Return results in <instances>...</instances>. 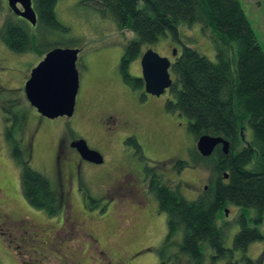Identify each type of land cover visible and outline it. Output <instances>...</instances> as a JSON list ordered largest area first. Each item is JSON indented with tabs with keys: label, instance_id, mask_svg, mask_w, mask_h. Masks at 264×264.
<instances>
[{
	"label": "rangeland",
	"instance_id": "obj_1",
	"mask_svg": "<svg viewBox=\"0 0 264 264\" xmlns=\"http://www.w3.org/2000/svg\"><path fill=\"white\" fill-rule=\"evenodd\" d=\"M4 1L6 8L0 12V26L10 13L8 1ZM240 2L264 51V0ZM56 14L70 31L63 36L50 33L48 42H65L59 47L80 49L77 61L80 90L71 118L51 120L41 116L25 93L32 70L58 46L44 49L42 53L17 54L0 42V262L160 264L158 249L168 234L167 214L160 212L154 195L145 193L138 175L153 171L164 174V183L179 189L188 200H195L208 187L211 172L191 163L181 171L173 169L172 162L169 165L168 162L158 163L175 159L190 161V151L197 141L189 133V121L185 117L175 118L178 126L175 130L171 120L162 127L157 120L159 115L134 113V104L141 100L140 90L126 84L119 69L125 47L134 38L133 33L119 30L114 20L82 0H60ZM179 32L178 39L168 32L157 43L144 45L140 56L130 66V74L142 77L141 59L150 48L173 62L174 51L180 55L184 46H190L216 61L213 43L200 24L181 26ZM40 37L38 35V41ZM5 110H13L18 119H22L15 137L27 153L31 150V166L46 175L56 191L64 195L62 210L56 216L33 208L24 197L21 169L12 156L7 138V128H12L14 121H6ZM120 111H131L142 119L143 138L138 137L142 147L140 153L133 144H127L130 135L111 144L113 140L103 139L97 129L106 115ZM160 127L165 129L167 137L158 143L148 141L149 131ZM245 128L246 140H252L251 127L247 124ZM79 138L104 156L106 165L82 163L77 176L73 164L63 161L62 168L71 177L62 181L58 174L59 148L62 145L65 159L76 158L70 147L72 141ZM115 174L123 180H119V187L111 185ZM226 210L228 213L218 220V225L227 226L224 243L232 248L240 230L241 209L229 204ZM248 212L250 218L256 217L255 209L250 208ZM260 231L264 237V223ZM174 241L180 243V237ZM201 246L206 264H231L229 259L214 260L207 242ZM233 252L234 263L248 264V259L254 262L261 259L258 264H264V238L246 250Z\"/></svg>",
	"mask_w": 264,
	"mask_h": 264
},
{
	"label": "trees",
	"instance_id": "obj_2",
	"mask_svg": "<svg viewBox=\"0 0 264 264\" xmlns=\"http://www.w3.org/2000/svg\"><path fill=\"white\" fill-rule=\"evenodd\" d=\"M59 1L33 0L36 26L17 16L8 5L10 13L0 26V42L17 54L42 53L51 46H63L65 42H48L50 33L63 36L70 31L57 18ZM82 2L114 20L119 30L133 33L119 69L124 82L134 90L142 89L143 79L131 75L130 66L144 45L157 43L168 32L178 39L181 26L195 24H200L212 41L216 61L194 47L184 46L172 62L174 83L167 110L188 119L189 133L196 141L203 136L228 141L229 153L218 146L210 157H203L195 147L190 151L189 162L176 160L180 171L191 163L211 172L208 187L195 200H188L163 179L154 180L150 190L160 212L167 214L168 234L158 249L160 264H206L201 246L205 242L212 249L214 260L229 259L231 264H238L233 261V251L246 250L264 238L260 231L264 223V51L240 0ZM4 8L5 1L0 0V12ZM1 92L0 88V97ZM12 111L5 110L6 121H14V126L7 128V138L21 169L24 197L33 208L56 216L62 210L64 195L56 191L46 175L31 166V150L27 153L15 137L22 119ZM247 124L252 129V140L245 138ZM127 142L138 147L135 139ZM229 204L241 209L240 230L232 248L224 243L227 226L218 225ZM250 208L256 210L255 218L249 217ZM177 237L180 243H173ZM247 261L261 263V259Z\"/></svg>",
	"mask_w": 264,
	"mask_h": 264
},
{
	"label": "water",
	"instance_id": "obj_3",
	"mask_svg": "<svg viewBox=\"0 0 264 264\" xmlns=\"http://www.w3.org/2000/svg\"><path fill=\"white\" fill-rule=\"evenodd\" d=\"M9 8L27 23L37 25V14L33 0H7ZM80 49L57 47L50 50L44 59L32 70L26 82V97L40 115L54 120L60 117L71 118L76 109L80 90V76L77 61ZM177 51H174V56ZM142 79L148 94L160 97L174 83L172 62L153 49H148L141 59ZM83 160L93 164H103V156L92 150L84 139L71 145ZM221 146L225 154L229 153V142L221 137L203 136L197 141V150L203 157H210ZM228 176L226 175V178ZM228 211L226 210V214Z\"/></svg>",
	"mask_w": 264,
	"mask_h": 264
},
{
	"label": "flooded vegetation",
	"instance_id": "obj_4",
	"mask_svg": "<svg viewBox=\"0 0 264 264\" xmlns=\"http://www.w3.org/2000/svg\"><path fill=\"white\" fill-rule=\"evenodd\" d=\"M169 91L170 89H168L165 94L161 95L160 97H156L153 96L151 94H148L146 92L145 89V83L143 81V87L140 90V102L139 103H135L134 107H133V111L135 114H137V112H141L144 113L145 116H150V115H159V118L157 119L159 121V123L161 124V126H167V120H171L173 121V128L176 130L178 128L177 124L175 123V118L179 117V114L177 113H171L167 110V103L171 100V96L169 95ZM134 113H132L131 111L124 112V111H120V112H115L114 114H108L105 116V118L102 121V125H99V127H97V129L99 130L100 135H103V139L109 138L112 139L113 141L111 142V144H114V142H117L119 140V138H121L122 136H126V135H130L129 139H135V141H137L138 147L134 146L135 149L137 150V153L142 151V147L139 143L138 137H142L141 131H142V127L143 124L141 122V118H139L137 115H134ZM173 116L172 117H170ZM167 133L165 132V129L163 128H156V129H151L149 131V133L147 134V139L150 142L153 143H158L160 141L161 138H166L167 137ZM82 138L79 139H74L72 142H75L77 140H80ZM85 140V139H84ZM117 140V141H116ZM86 141V140H85ZM88 144V143H87ZM128 144V142H127ZM64 146V144H63ZM70 149H72L73 155H75L76 158L71 157V159L67 158L65 159L63 157V148L62 145L59 148V155H58V163H59V176L61 178L62 181H64V179H66V181H68L70 179L71 176H69L68 174H66L67 172H65L62 168L61 162L63 161H68L69 163H72L76 172V175L79 176V171H80V167L82 165V163H86L89 165H95L92 163H89L85 160L82 159V157L80 156L79 152L73 148L70 147ZM104 158V162L103 164H101L102 166H105V157ZM167 160V159H165ZM180 159H177V161ZM185 161V160H183ZM68 162H66V167L69 168L67 165L69 164ZM162 162H168V165L172 162L171 166L173 169H177L176 167V159L175 161H159L158 163H162ZM170 162V163H169ZM189 162V161H187ZM157 163V164H158ZM130 165V164H128ZM166 166V165H164ZM134 171V170H133ZM110 172V169L108 171H106V174L108 175ZM139 174V173H138ZM65 176V177H63ZM139 177H141L142 179L140 180L141 183L143 184L142 187L145 190V193H151V184L154 183V180H159L162 179L163 176H165L164 174H159L158 172H149L148 174H144V175H138ZM113 180L111 185L117 186L120 185L122 178H119L118 176H112ZM110 179V177H109ZM121 180V181H119ZM114 182H116L117 184H113ZM62 187L64 186L63 183ZM147 185V186H146ZM178 188V187H177ZM153 195V194H152Z\"/></svg>",
	"mask_w": 264,
	"mask_h": 264
}]
</instances>
